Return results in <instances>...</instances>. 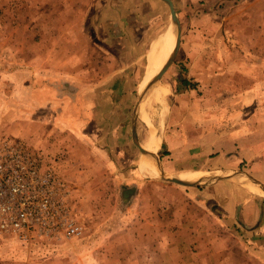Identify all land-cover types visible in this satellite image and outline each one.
<instances>
[{
	"label": "crops",
	"instance_id": "0c3cea01",
	"mask_svg": "<svg viewBox=\"0 0 264 264\" xmlns=\"http://www.w3.org/2000/svg\"><path fill=\"white\" fill-rule=\"evenodd\" d=\"M170 2L182 42L170 90H176L169 107L171 123L162 132L158 151L163 174L234 173L196 190L142 185L157 179L147 178L136 166L137 116L132 120L145 49L154 39L146 37L159 20L170 19L162 0H94L93 7L101 5L89 29L84 28L88 10L63 16L75 21L68 28L66 47L88 56L90 52L89 60L71 59L81 66V74L60 75L55 64L47 72L39 67L28 71L25 92L37 106L30 104L23 114L36 118L22 134L32 135L27 145L42 160H54L78 190H91L104 197L102 203L112 201L123 212L121 225L107 227L102 235L103 264H264V198L237 185L251 179L264 189V0ZM54 34L52 50L57 40L62 42ZM43 42L42 36L38 44ZM174 69L175 59L168 81ZM131 97L136 102L129 113L126 102ZM70 100L79 110L77 122H69L65 114ZM114 242L128 247L127 252L118 246L115 256L110 251Z\"/></svg>",
	"mask_w": 264,
	"mask_h": 264
},
{
	"label": "rangeland",
	"instance_id": "374dc122",
	"mask_svg": "<svg viewBox=\"0 0 264 264\" xmlns=\"http://www.w3.org/2000/svg\"><path fill=\"white\" fill-rule=\"evenodd\" d=\"M93 1L0 0V140H20L40 157L35 147L27 145L29 142H32L30 139L33 136L29 135L26 137L25 134H22L23 132L27 133V122H35L36 118L35 114L24 115L27 113L26 108L30 104L34 107L37 106L34 97H29L25 92L27 88L26 77L29 79L30 76L28 71L39 67L41 69L45 68L47 72L50 65L55 64L58 65L57 69L60 70V75L71 74L70 72L81 74V66L75 67L71 59L74 56H78V59L82 58V56L84 58L87 56L89 60L91 53L89 52L88 56L83 50L76 51L66 47L67 40L68 38L70 39L68 28L74 27L75 21L68 18L63 19V16L67 17L75 9L88 10V18L85 19L84 28L89 29L96 23V14L99 11L97 9L101 5L95 3L96 5L93 7ZM166 17L159 20V25L153 32L148 33L147 39L157 37L166 29L171 30L172 34L176 35V31L171 27L169 16ZM231 27L232 25L229 26V28ZM52 32L55 33L54 36H58L62 40L61 43L57 40L58 46L56 45L54 50L51 49L53 42L50 33ZM42 36L44 37V42L43 44H38ZM226 37L229 38V36ZM52 57H54V60ZM80 61L83 62V59H80ZM84 66L82 65V68ZM138 74L139 71L137 69L133 73V77L138 78ZM180 74H182V71ZM132 85H135V83ZM175 91L173 88L172 94H175ZM74 97H76V94H74ZM73 101H71L72 104L69 111L65 112L71 123L79 121V110L77 106H74ZM134 102H136V98L134 97L127 99L126 104L127 107L129 106V113L132 110ZM171 104L172 99L167 106V118L162 132L171 123V118L169 117V107ZM65 106L63 105L62 107L65 108ZM47 108L45 107V110ZM40 109L43 110L42 107ZM128 116L129 114H126L125 119ZM137 127L139 137L145 130L140 125ZM41 161L43 168L53 170L70 186L77 189L72 179L57 170L56 165L53 164L54 160L52 162L48 160ZM231 167L233 166H228V168ZM149 184H152L156 190H162L165 187H173L177 190H194L196 187H200L196 183L186 181L170 185L161 180L142 183V185ZM103 199L104 197L102 196L93 195L91 190H76L75 215L83 229L82 235L78 239L66 240L59 244H51L38 240L32 243H21L10 234H0V264H103L100 254L102 249H106V242H102V235H106L107 227L116 229L121 225L120 216L123 213L116 208V205L112 201L110 204H106V201L102 203ZM114 206L115 209L113 211L112 207ZM119 235L115 234L114 237L119 238ZM130 238L132 239V234H130ZM119 240L121 241L120 238ZM118 244V242H114L110 246V251H113L112 253H115V256H117L116 253L119 250L117 248ZM130 244L132 247L133 243L131 242ZM120 246L121 252H127L128 247H124L122 243H120ZM240 252L241 258H244L242 255L243 251L240 250Z\"/></svg>",
	"mask_w": 264,
	"mask_h": 264
},
{
	"label": "built area",
	"instance_id": "2783aa9c",
	"mask_svg": "<svg viewBox=\"0 0 264 264\" xmlns=\"http://www.w3.org/2000/svg\"><path fill=\"white\" fill-rule=\"evenodd\" d=\"M41 160L20 140H0V234L21 243L78 239L76 189Z\"/></svg>",
	"mask_w": 264,
	"mask_h": 264
},
{
	"label": "bare ground",
	"instance_id": "6f19581e",
	"mask_svg": "<svg viewBox=\"0 0 264 264\" xmlns=\"http://www.w3.org/2000/svg\"><path fill=\"white\" fill-rule=\"evenodd\" d=\"M177 38L171 30L166 29L155 37L145 49V67L142 81L137 84L138 105L157 103L142 111L136 118V124L144 128L139 142L133 143L139 163L152 175L163 174L158 158L162 143V130L167 116V104L172 92L164 95V86L174 67V50ZM234 171L217 170L192 174L209 182L224 178ZM239 188L255 197L264 198V189L255 180L241 179L237 181Z\"/></svg>",
	"mask_w": 264,
	"mask_h": 264
},
{
	"label": "water",
	"instance_id": "95a60500",
	"mask_svg": "<svg viewBox=\"0 0 264 264\" xmlns=\"http://www.w3.org/2000/svg\"><path fill=\"white\" fill-rule=\"evenodd\" d=\"M162 1L169 8L171 27H172V29H174L176 31V38H177V41L175 44V50H174L175 69L172 73L171 79L164 86V95L166 96L172 88V85L174 83L175 77H176L178 69H179L180 58H181L180 47H181V42H182V33H181L180 24H179V21H178V18H177V15H176V12L173 8L172 3L170 2V0H162ZM153 104H156L155 101L154 102L152 101V103H149V104L137 105L135 108V114H134V118H133L132 122H134V120H135L136 116H138V114H140L142 111L146 110L149 106H151ZM136 166L140 169L141 173L144 174V176H146L149 179L163 180V181H167V182H171V183H177V184H180L181 181L185 180L186 182L188 181L190 183H196V184L200 185V187L210 185V183L207 180H205L203 178L196 177L194 175L162 174V175H158L155 177H150V176H147L146 173H144V171H143L144 169H143L142 165H139V163H136ZM243 174H245V173H243ZM230 178H233V176H231Z\"/></svg>",
	"mask_w": 264,
	"mask_h": 264
},
{
	"label": "trees",
	"instance_id": "16d2710c",
	"mask_svg": "<svg viewBox=\"0 0 264 264\" xmlns=\"http://www.w3.org/2000/svg\"><path fill=\"white\" fill-rule=\"evenodd\" d=\"M180 83L184 86V87H189L191 89H194V86L189 85L188 83H186L184 80H181Z\"/></svg>",
	"mask_w": 264,
	"mask_h": 264
}]
</instances>
